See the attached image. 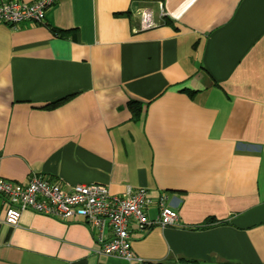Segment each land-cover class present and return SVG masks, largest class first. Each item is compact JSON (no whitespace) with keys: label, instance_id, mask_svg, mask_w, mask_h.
<instances>
[{"label":"crops","instance_id":"crops-1","mask_svg":"<svg viewBox=\"0 0 264 264\" xmlns=\"http://www.w3.org/2000/svg\"><path fill=\"white\" fill-rule=\"evenodd\" d=\"M34 172L144 187L181 226L131 227L129 262L82 217L10 225L0 196V264H264V0H56L43 23L0 20V176Z\"/></svg>","mask_w":264,"mask_h":264},{"label":"built area","instance_id":"built-area-1","mask_svg":"<svg viewBox=\"0 0 264 264\" xmlns=\"http://www.w3.org/2000/svg\"><path fill=\"white\" fill-rule=\"evenodd\" d=\"M56 0L25 2L8 0L0 2V20L9 24L31 21L43 23L46 12ZM161 8V17L168 16ZM152 26L149 12L139 16L136 28ZM0 196L5 202L6 222L17 226L25 211L44 214L64 221L84 219L96 231L99 251L129 262L139 261L131 246L132 229L146 232L154 226H181L180 214L167 204L165 196L156 202L157 214L151 217V193L144 187L129 188L122 196H113L102 184L73 183L69 188L34 172L27 185L9 181L0 176ZM109 232V234H108Z\"/></svg>","mask_w":264,"mask_h":264},{"label":"trees","instance_id":"trees-1","mask_svg":"<svg viewBox=\"0 0 264 264\" xmlns=\"http://www.w3.org/2000/svg\"><path fill=\"white\" fill-rule=\"evenodd\" d=\"M189 92V91H188ZM191 95H193L194 92H189ZM142 103L139 101H131L130 107L133 110V119L136 120L139 118L140 113L142 112ZM211 222V220H209Z\"/></svg>","mask_w":264,"mask_h":264}]
</instances>
